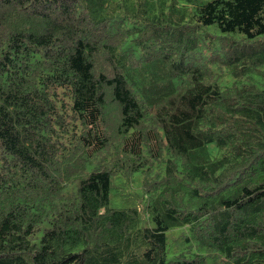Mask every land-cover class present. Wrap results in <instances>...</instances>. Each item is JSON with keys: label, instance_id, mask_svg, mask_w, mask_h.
<instances>
[{"label": "trees", "instance_id": "trees-1", "mask_svg": "<svg viewBox=\"0 0 264 264\" xmlns=\"http://www.w3.org/2000/svg\"><path fill=\"white\" fill-rule=\"evenodd\" d=\"M262 72L264 0H0V264H264Z\"/></svg>", "mask_w": 264, "mask_h": 264}, {"label": "rangeland", "instance_id": "rangeland-1", "mask_svg": "<svg viewBox=\"0 0 264 264\" xmlns=\"http://www.w3.org/2000/svg\"><path fill=\"white\" fill-rule=\"evenodd\" d=\"M251 81L258 86L264 85V73L252 75ZM231 81V77L226 75L219 80L220 84H226ZM210 148H213L210 146ZM142 175L136 171L131 176L122 174L113 175L112 188L110 190L109 205L112 207L136 206L141 208L143 203L142 193ZM147 196V193H145ZM140 226H152L153 222L149 215L143 210L139 211ZM166 258L171 259L175 255L184 254L189 257L193 252L203 253V250L197 247L196 241L191 237L187 226H174L166 231Z\"/></svg>", "mask_w": 264, "mask_h": 264}, {"label": "bare ground", "instance_id": "bare-ground-1", "mask_svg": "<svg viewBox=\"0 0 264 264\" xmlns=\"http://www.w3.org/2000/svg\"><path fill=\"white\" fill-rule=\"evenodd\" d=\"M244 127V126H243ZM249 132V131H248Z\"/></svg>", "mask_w": 264, "mask_h": 264}]
</instances>
